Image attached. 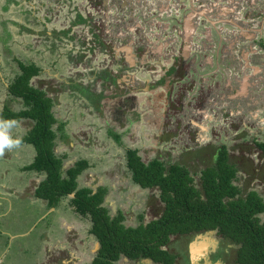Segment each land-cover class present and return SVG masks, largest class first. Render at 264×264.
Masks as SVG:
<instances>
[{"label":"rangeland","instance_id":"obj_1","mask_svg":"<svg viewBox=\"0 0 264 264\" xmlns=\"http://www.w3.org/2000/svg\"><path fill=\"white\" fill-rule=\"evenodd\" d=\"M78 14L84 22L75 23ZM17 59L41 67L31 83L53 98L63 124L62 130L55 125V150L66 166L89 160L81 184L107 186L110 211L121 209L126 224L154 219L164 207L157 189L133 181L127 149H138L146 162L160 152L199 171L205 151L192 150L227 145L242 161L240 183L264 197V158L255 144L264 141V0H0V100L11 97L7 86L20 71ZM74 85L102 96L93 101ZM10 104L17 111L23 106ZM1 119L0 142L12 146L0 151V264H36L41 256L44 264H56L59 244L67 249L59 250V264H89L99 248L91 216L81 215L78 228L77 217L67 213L72 208H42L34 188L47 172L24 168L35 149L21 140L33 121ZM243 143L244 150L233 148ZM71 198L60 202L68 206ZM40 228L64 242L21 249L15 240L37 244ZM219 243L207 232L173 237L168 249L190 252L192 264H231L213 259L209 251ZM147 262L122 256L114 264Z\"/></svg>","mask_w":264,"mask_h":264},{"label":"trees","instance_id":"obj_2","mask_svg":"<svg viewBox=\"0 0 264 264\" xmlns=\"http://www.w3.org/2000/svg\"><path fill=\"white\" fill-rule=\"evenodd\" d=\"M77 16L75 23L85 21L81 14ZM17 63L20 71L8 84L11 97L5 103L1 117L3 120L24 118L33 121L21 140L32 144L36 155L24 168L47 172L35 195L55 206L61 197L74 193L71 202L75 210L91 216L90 231L98 239L99 249L89 264H114L121 256L132 260L147 259L156 264H179L177 254L166 248L172 235L190 237L207 232L215 234L216 231L222 234L226 245L232 244L233 262L264 264V220L261 218L264 197L258 190L240 183L242 161L233 159L227 145L210 142L197 148L195 151H205L207 159L201 163L203 166L199 171L192 170L184 160H172L160 152L146 162L138 149H127L126 164L133 181L142 188L157 189L164 204L158 218L128 225L121 209L112 214L105 204L109 193L107 186H80L79 177L89 167L87 159L77 160L67 167L64 157L56 154L58 134L55 125L62 130L63 124L53 112V98L31 83L32 78L40 74L41 67L20 59ZM174 70L175 66H172L169 72ZM159 82L164 83L165 78H160ZM74 86L93 101L102 96L83 85ZM18 100L23 106L17 111L10 102ZM114 136L121 139L116 133ZM255 144L264 158V141ZM233 148L244 150V143ZM194 173H200L201 188L196 184Z\"/></svg>","mask_w":264,"mask_h":264},{"label":"crops","instance_id":"obj_3","mask_svg":"<svg viewBox=\"0 0 264 264\" xmlns=\"http://www.w3.org/2000/svg\"><path fill=\"white\" fill-rule=\"evenodd\" d=\"M7 88H8V86H7ZM7 91H9V90H7ZM6 93V92H5ZM8 99V97L6 96V94L4 95V97H3V99L2 100H0V105H2L3 106V108H2V110H1V112H0V116L2 115V112H3V110H4V106H5V103H6V101H7V99ZM0 118H2V117H0ZM2 120V119H1ZM4 121V120H3ZM60 122H61V120H60ZM116 134H118V133H116ZM118 135H120V134H118ZM63 138L65 139V137H66V134L65 133H63ZM121 136V135H120ZM122 138V137H121ZM59 138H57V144H56V146H55V149L57 148V146L59 145ZM30 146H32L33 148H34V146L32 145V144H29ZM35 149V148H34ZM32 152V151H31ZM30 152V154H32L31 155V162H33L34 161V158H35V155H36V150L34 151V152H32L31 153ZM55 152H56V154H58V156H62V157H64L61 153H59V151H56L55 150ZM80 159H86L85 157H80V158H78L77 160H80ZM76 160V161H77ZM87 161L89 162V160L87 159ZM30 162V163H31ZM75 161L73 160H71V163H74ZM29 163V164H30ZM64 163H65V165H66V162H65V160H64ZM126 163H127V160H126ZM68 167V166H67ZM35 170V169H34ZM86 170V169H85ZM84 170V171H85ZM39 172V171H38ZM43 173V172H42ZM44 174V173H43ZM43 176H45V175H43ZM41 182H39L38 184H36V186H35V188H34V193H35V190H36V188L38 187V185L40 184ZM79 183H80V186H84V185H82L81 184V181L79 180ZM136 184V183H135ZM138 185V184H137ZM86 186H88V185H86ZM89 187H92L91 185H89ZM98 187V186H97ZM93 188H95V187H93ZM35 195V194H34ZM67 196V195H66ZM70 197H73L71 194L69 195ZM35 197H37L36 195H35ZM62 198V197H61ZM37 199H39V200H43V203H46L44 206L42 205V208L44 207L45 209L46 208H48L49 206H50V204H49V202L46 200V199H43V198H40V197H37ZM45 201V202H44ZM59 204L57 205H55V206H59L60 204L62 205V207H64V209L65 210H67V209H71L70 211H68L67 213L70 215V213L69 212H73V215H71L72 216V219L71 220H73V218H75V217H77V219L76 220H73V222H75L76 223V226L78 227V228H82V226H81V224L82 223H80L81 222V220H82V216H81V214H79L76 210V212L74 213V211H73V208H74V205L72 204V203H70V204H72V206H70V204L67 206L66 204H64L63 205V201H59L58 202ZM105 204H107L108 205V202L107 201H105ZM55 206H52V207H55ZM68 207V208H67ZM109 207V206H108ZM54 209V208H53ZM75 209V208H74ZM109 209H110V207H109ZM75 215V216H74ZM57 220V222L59 223V226L64 222L61 218H59V219H56ZM31 221V220H30ZM29 221V222H30ZM70 221V220H69ZM68 221V222H69ZM33 222V221H32ZM24 224H21V226H23ZM83 225V224H82ZM19 227V225H18V223H15L14 224V227ZM13 228V227H12ZM38 231H39V238H38V240H37V244H35L34 243V239L32 240V242L30 241V240H28L26 237L25 238H23V240H21V239H16L15 241H18L19 242V244H20V247H21V249H23L24 247H26V248H29L30 246H32V247H36V249L38 248V247H40V249H42L43 247H44V244H46V242H48V243H52L53 245L55 244V245H57L56 244V242H59L60 240L62 241V242H64L63 241V239H62V236L61 235H58V234H56V233H54L53 232V230L52 229H49V230H46L47 232H45V231H43L41 228L40 229H38ZM93 234V233H92ZM10 235V237H13L11 234H9ZM38 234H35L34 236L36 237ZM94 235V234H93ZM95 236V235H94ZM34 237V238H35ZM84 238H85V236H83ZM96 237V236H95ZM79 238H81V236H77L76 237V239H79ZM75 239V240H76ZM98 240V239H97ZM24 241H28V242H30L29 244H25V245H22L21 243H23ZM98 243H99V241H98ZM78 244V243H77ZM75 245H76V243H75ZM99 247V246H98ZM57 249H59L60 250V252H64L65 250H66V252H67V249H65V248H63V246H62V244H59L58 245V248ZM80 249H81V247H80ZM99 249V248H98ZM59 250H57L58 251V253H57V257H55L56 259V264H59L58 263V260H59V258H60V256H61V254H59ZM42 251V250H41ZM68 255V254H67ZM30 256V255H29ZM37 263L36 264H44L45 263V261L43 260V257L41 256V257H39L38 259H37ZM86 262H84V264H85Z\"/></svg>","mask_w":264,"mask_h":264},{"label":"flooded vegetation","instance_id":"obj_4","mask_svg":"<svg viewBox=\"0 0 264 264\" xmlns=\"http://www.w3.org/2000/svg\"><path fill=\"white\" fill-rule=\"evenodd\" d=\"M179 62H180V60H179ZM160 80V79H159ZM193 151H195V150H193ZM163 211V210H162ZM161 214H162V212H161ZM160 214V215H161ZM159 215V216H160ZM158 216V217H159ZM158 217H156V218H158ZM155 219V218H154ZM152 220V219H151ZM150 221V220H149ZM146 222V221H145ZM138 225V224H137ZM215 235L218 237V238H220V243L218 244V246H217V250L216 249H210V253L212 254V256H215L213 259L215 260V259H217V256H218V258H221L222 260H224V261H226V262H230L231 264H237V263H235V262H233V258H234V255H232L231 254V252H230V247H231V245L232 244H225V239L223 238V236H222V234H219L217 231L215 232ZM196 236H198V235H196ZM173 237H179V238H188V237H184V236H176V235H172L171 236V240H172V238ZM191 237V236H190ZM171 242V241H170ZM170 244V243H169ZM211 247V246H210ZM167 249H168V246L166 247ZM168 250H170V249H168ZM222 250V253L223 252H226L227 253V255H226V257L225 258H223L222 256H220L221 254H219L220 253V251ZM171 252H173V253H175V254H177V261L179 262V264H192L193 263V259H192V257H191V255H190V252H186V253H181V252H179V251H172V250H170ZM185 256L186 257V261L183 259V261H180V256ZM210 256V255H209ZM122 257V256H121ZM126 257V256H125ZM127 258V257H126ZM119 260V259H118ZM130 260H132V259H130ZM144 260V259H143ZM147 260V259H146ZM133 261V260H132ZM136 261V260H135ZM137 261H141V260H137ZM150 262H147V263H150V264H156V263H154V262H152L151 260H149Z\"/></svg>","mask_w":264,"mask_h":264},{"label":"clouds","instance_id":"obj_5","mask_svg":"<svg viewBox=\"0 0 264 264\" xmlns=\"http://www.w3.org/2000/svg\"><path fill=\"white\" fill-rule=\"evenodd\" d=\"M12 144L11 142L7 141V140H3L2 142H0V151H2L5 147H11ZM46 179V177H45ZM44 180V179H43ZM42 180V181H43ZM48 201V200H47ZM89 216V215H88ZM92 221V220H91Z\"/></svg>","mask_w":264,"mask_h":264},{"label":"water","instance_id":"obj_6","mask_svg":"<svg viewBox=\"0 0 264 264\" xmlns=\"http://www.w3.org/2000/svg\"><path fill=\"white\" fill-rule=\"evenodd\" d=\"M71 195L74 196V193H72Z\"/></svg>","mask_w":264,"mask_h":264}]
</instances>
